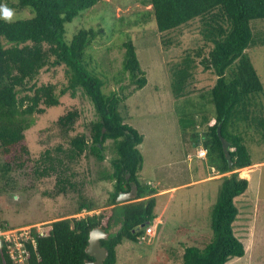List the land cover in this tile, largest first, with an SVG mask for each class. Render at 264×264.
I'll use <instances>...</instances> for the list:
<instances>
[{"label": "trees", "instance_id": "obj_1", "mask_svg": "<svg viewBox=\"0 0 264 264\" xmlns=\"http://www.w3.org/2000/svg\"><path fill=\"white\" fill-rule=\"evenodd\" d=\"M104 0H17L18 9L30 8L34 15L30 19L6 23L0 19V169L3 174L26 170L33 163L25 143L24 132L32 124L33 115H42L45 110L59 105V98L67 90H81L92 103L97 120L91 124L89 141L84 135L69 141L66 149L58 146L45 151L32 165L41 168V177L56 176L57 194L65 195L67 189H75V177L71 165L85 152L98 161L105 160V143L111 141L113 157L110 160L113 172L105 177L113 181V191L108 203L98 214L83 218L62 219L51 224L47 237L37 241L36 252L31 251V264H84L90 259L84 252L89 231L97 226L109 230L121 223L122 227L101 245L108 251L103 264H116V248L124 240L141 243L146 226L157 218L155 213L157 190L140 184L138 172L142 157L138 146L142 137L136 130L123 123L119 113L125 97L115 93L104 94V79L89 72L84 64L87 49L102 33V30L81 29L71 41L64 40L65 27L73 19ZM151 6L156 31L167 34L187 26L197 18H207L204 31L208 51L204 47L185 53L173 74V89L183 95L187 80L198 65L212 71L217 79L210 89L214 116L205 123L207 131L201 137L207 156H215L219 174L223 177L217 200L210 210L209 225L204 233L191 241L194 246L185 248L181 264H226L231 259L241 258L243 244L234 236L232 224L238 211L234 199L248 188V181L240 178L236 171L251 166L244 131L252 120L255 99L264 94L261 81L246 50L255 45L250 22L264 20V0H147ZM164 42V41H163ZM170 45L171 42H164ZM264 45V41H261ZM124 58L122 72L135 90L142 89L147 80L140 69L132 41L123 43ZM65 67L67 87L57 93L54 84L37 86L35 80L45 68ZM77 111H69L57 120L58 126L69 131L78 119ZM213 119L214 124L209 126ZM262 127V123L259 124ZM229 143V167L217 136ZM264 141V135L262 136ZM199 142V143H200ZM29 165V166H28ZM129 175L128 179L126 178ZM134 183L138 188L137 201L116 204L120 192H128ZM97 208L82 200L75 214L92 212ZM0 228H5L0 226ZM0 264H12L4 248H0Z\"/></svg>", "mask_w": 264, "mask_h": 264}, {"label": "rangeland", "instance_id": "obj_2", "mask_svg": "<svg viewBox=\"0 0 264 264\" xmlns=\"http://www.w3.org/2000/svg\"><path fill=\"white\" fill-rule=\"evenodd\" d=\"M146 2L104 0L67 24L64 40L69 43L81 29L102 30L87 49L84 64L89 72L104 79V94L125 97L119 107L123 123L142 137L138 146L142 157L138 172L140 184L169 190L158 197L161 202L157 213L166 205L167 211L162 223L157 221L158 217L152 221L157 224L152 240L141 243L124 240L116 248V264H181L185 248L196 245L191 239L207 230L210 210L216 203L223 178L222 175L217 177L216 169L212 171L211 167L218 165L215 156H207L204 160L195 158L197 148L202 145L201 137L207 131L205 123L214 116L210 89L217 77L212 71L203 70L198 65L201 58H196L197 67L192 68L183 95H177L172 85L173 74L181 69L179 65L185 53L200 47L208 51L210 44L203 36L207 18H197L176 31L160 34L149 10L151 6ZM0 4L14 10V21L30 19L34 15L30 8L18 9L17 0H0ZM250 26L255 45L247 49L246 54L264 89V45L260 44L264 41V20H253ZM128 39L132 41L147 80L139 90H135V83L122 72V45ZM163 41L171 44L165 45ZM65 70L63 66L45 68L35 84H54L59 93L68 84ZM254 104L252 120L242 126L249 124L244 131L245 144L252 161L260 162L264 161V94L258 95ZM69 111H77L79 116L73 129L66 132L58 126L57 120ZM96 120L92 103L79 89L67 90L60 96L58 106L46 109L42 115H33L31 126L24 132L33 163L26 170L9 174H3L0 169L1 227L17 229L43 224L42 229L49 230L52 222L83 218L108 208L105 206L114 186L113 181L105 179L113 172L111 141L105 143L104 161H98L87 151L86 156L71 165V171L66 175L75 173L70 181L76 186L75 189L68 188L65 195L57 194V175L41 177L38 174L41 168L32 166L45 151L58 146L66 149L76 136L84 135L89 141L91 124ZM230 174L226 173L224 177ZM244 193L247 195L244 199L255 195L259 204L255 214L256 246L253 253L232 259L227 264H264V165L255 171ZM82 200L97 210L73 215Z\"/></svg>", "mask_w": 264, "mask_h": 264}, {"label": "crops", "instance_id": "obj_3", "mask_svg": "<svg viewBox=\"0 0 264 264\" xmlns=\"http://www.w3.org/2000/svg\"><path fill=\"white\" fill-rule=\"evenodd\" d=\"M213 124H214V120L211 119L209 121L208 125L212 126ZM190 159H191V157L189 158V160ZM200 160H202V159H200ZM263 165H264V161L254 162L251 159V166L243 168V169H240V170H238L236 172L239 175L240 174L241 175L244 174L243 176H239V177L240 178H244V179H246L248 181V188H249L250 180L252 179L255 171L257 169L261 168ZM211 168H212V171H214L216 169V172H217L216 174L218 175L217 177H219L221 175V174L218 173L216 166L215 167H211ZM224 176H226V174L222 175V177H224ZM215 180L216 179H214V181ZM155 184L157 186H160L159 182H156ZM155 189L157 190V194L155 195V198H156L155 213H157V206L161 202V201L160 202L158 201V197H162L164 195L163 193H165V192H167L169 190H167V189H160L159 190L158 187H155ZM172 190H174V189H172ZM245 194L246 193H243L242 195H240V196H238V197H236L234 199V205L237 208L238 214H237V217H236L235 221L232 224V229H233L234 236L243 244L244 251H245L244 256H246L247 253H249V254L253 253L254 250H255V246H256L255 245L256 244V241H255V239H256L255 238L256 237L255 214L259 211L258 201L256 200V198H254L255 195H249L250 197H247V199H244L243 196H247ZM168 202H169V200H168ZM166 211H167V205H166V207L164 209H162L160 211L159 214L157 213V217H158L157 221H160V223H162L161 220L165 216ZM234 259H237V258H234Z\"/></svg>", "mask_w": 264, "mask_h": 264}, {"label": "built area", "instance_id": "obj_4", "mask_svg": "<svg viewBox=\"0 0 264 264\" xmlns=\"http://www.w3.org/2000/svg\"><path fill=\"white\" fill-rule=\"evenodd\" d=\"M195 157L204 160L207 157L206 148L198 147ZM156 225L151 222L146 226L144 235L140 239L141 242L152 240ZM42 226L43 224L17 229L0 228V248H4L12 264H31V251L36 252L38 239L47 237L51 230V227L45 230Z\"/></svg>", "mask_w": 264, "mask_h": 264}, {"label": "water", "instance_id": "obj_5", "mask_svg": "<svg viewBox=\"0 0 264 264\" xmlns=\"http://www.w3.org/2000/svg\"><path fill=\"white\" fill-rule=\"evenodd\" d=\"M217 136L221 141L223 154L229 167L232 166L229 153V143L221 136L220 128H217ZM129 175H127L128 179ZM138 198L137 185L132 183L128 192H120L115 200L116 204L122 205L126 203L135 202ZM122 225L118 224L116 227H111L109 230L103 229L102 226L92 228L88 233L87 245L85 247V254L90 258L84 260V264H103L108 256V251L101 245V241L108 240L110 235H115L119 232Z\"/></svg>", "mask_w": 264, "mask_h": 264}, {"label": "clouds", "instance_id": "obj_6", "mask_svg": "<svg viewBox=\"0 0 264 264\" xmlns=\"http://www.w3.org/2000/svg\"><path fill=\"white\" fill-rule=\"evenodd\" d=\"M0 19H3L6 23H12L15 19V12L7 5L0 4Z\"/></svg>", "mask_w": 264, "mask_h": 264}]
</instances>
